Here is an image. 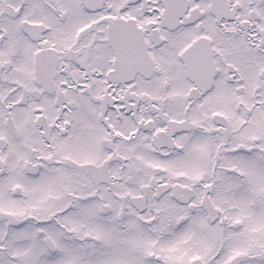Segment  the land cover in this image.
I'll return each mask as SVG.
<instances>
[{"label":"snow or ice","instance_id":"obj_1","mask_svg":"<svg viewBox=\"0 0 264 264\" xmlns=\"http://www.w3.org/2000/svg\"><path fill=\"white\" fill-rule=\"evenodd\" d=\"M0 264H264V0H0Z\"/></svg>","mask_w":264,"mask_h":264}]
</instances>
